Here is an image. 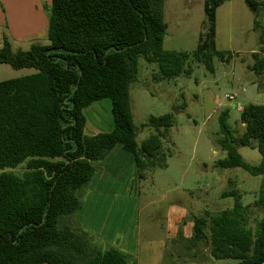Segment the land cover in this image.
I'll use <instances>...</instances> for the list:
<instances>
[{
  "label": "trees",
  "instance_id": "trees-1",
  "mask_svg": "<svg viewBox=\"0 0 264 264\" xmlns=\"http://www.w3.org/2000/svg\"><path fill=\"white\" fill-rule=\"evenodd\" d=\"M223 1L205 0L207 29L191 53L163 49L164 0H51L48 44L13 51L3 38L0 64L35 73L0 82V264L129 263L126 253L101 250L85 232L73 229L70 217L81 208L76 193L95 175L94 164L116 147L132 156L139 178L155 165L165 166L161 138L172 126L171 115L151 116L144 127L154 134L136 143L129 89L138 59L156 64L153 77L161 80L188 75L189 59L213 73V57L229 59L216 51L214 40L215 9ZM244 1L256 12V2ZM252 56V70L261 74L264 60L256 52ZM105 99L112 128L89 136L84 112ZM227 119L223 111L217 143L226 156L217 166L264 175V105L241 109L239 137L231 135ZM252 142L261 156L257 166L246 163L236 149ZM222 196L233 198V206L194 217L188 245H203L212 259L229 264H264V179L253 203L262 216L253 228L239 191Z\"/></svg>",
  "mask_w": 264,
  "mask_h": 264
},
{
  "label": "rangeland",
  "instance_id": "rangeland-1",
  "mask_svg": "<svg viewBox=\"0 0 264 264\" xmlns=\"http://www.w3.org/2000/svg\"><path fill=\"white\" fill-rule=\"evenodd\" d=\"M252 1L258 4L256 12L244 0H225L215 9V49L229 59L221 62L213 57V73L189 59L186 66L191 72L188 75L181 73L174 79L161 80L153 77L157 73L156 64H148L142 57L138 59L137 77L129 89L132 121L137 129L136 143L140 146L154 134L152 128L144 127L151 116L171 115L172 126L165 138H161L165 166L155 165L140 179L136 167L130 170L117 147L105 162L97 165L108 168L106 185L110 187L117 186L122 173H126L127 180L132 174L140 179L136 182L135 198L127 199L124 218L126 223L134 222L139 241L164 242V247L159 249L158 264L231 263L212 259L203 245L190 247L183 237L182 224L179 225L182 234L171 238L165 219L170 209L185 210L189 221L203 216L204 212L214 215L233 206V198L222 194L237 190L241 203L249 206V226L253 228L254 221L262 216V211L253 203L264 175L252 176L241 168L217 166L226 156L217 143L221 137L220 114L228 112L229 131L233 137H239L243 133L241 109L249 104L264 105V70L261 74L252 70L255 63L252 53H258L259 59L264 60V0ZM204 5L205 0H164L165 51L191 53L195 50L199 37L207 29ZM39 44L48 42L44 40ZM20 48L26 51L30 47ZM12 50L17 51V47ZM33 73V69L17 71L0 64V82ZM84 113L87 135L110 132L112 118L108 100L93 103ZM253 147L254 142L249 147L237 146L236 149L246 163L257 166L261 156ZM110 164L115 165V170L111 171L114 167ZM21 171V168L15 170L16 173ZM85 194L86 190L78 194L80 201L86 204L83 214L78 217L75 213L70 217L71 226L77 231L85 223L97 228L93 215L100 216L108 200L87 198ZM97 200L100 208L92 209L89 202ZM89 234L91 240L93 235Z\"/></svg>",
  "mask_w": 264,
  "mask_h": 264
},
{
  "label": "crops",
  "instance_id": "crops-1",
  "mask_svg": "<svg viewBox=\"0 0 264 264\" xmlns=\"http://www.w3.org/2000/svg\"><path fill=\"white\" fill-rule=\"evenodd\" d=\"M50 5L51 0H0V47L3 38L9 41L12 48L17 47V51L22 49L20 47L29 48L34 43L46 40L48 30L47 8ZM117 148L120 150L121 157L125 158L130 170H132L135 166L132 156L120 147ZM113 151L105 159L95 163V168L105 162ZM110 166L113 165L110 164ZM97 167L98 172H95L93 178L79 190V193H76V196L80 200L81 196L79 197L78 194H81L82 190H86L87 198L97 197L108 200L102 208L100 216L93 215L97 221V228L85 223L79 231L85 232L89 240L91 237L89 233H91L93 235L90 240L91 244L101 250L114 247L126 253L131 257L129 264H158L161 258V250L159 252V249L164 247V242L149 244L139 241L134 222L126 223L124 218L127 199L135 198L136 182L143 177L138 179L137 175L132 174V177L127 180L126 173H122L117 186L110 187L106 185L108 168ZM115 168H112L111 171ZM89 204L92 209L98 210L100 208L99 200L89 202ZM85 205L81 201V208L75 212L78 217L83 212ZM186 216V211L183 209L173 208L168 211L165 217L166 231L171 238L176 237L180 224L183 225L181 228L183 237L188 239L191 236L192 221L187 220Z\"/></svg>",
  "mask_w": 264,
  "mask_h": 264
},
{
  "label": "built area",
  "instance_id": "built-area-1",
  "mask_svg": "<svg viewBox=\"0 0 264 264\" xmlns=\"http://www.w3.org/2000/svg\"><path fill=\"white\" fill-rule=\"evenodd\" d=\"M233 97H230V99H232Z\"/></svg>",
  "mask_w": 264,
  "mask_h": 264
}]
</instances>
